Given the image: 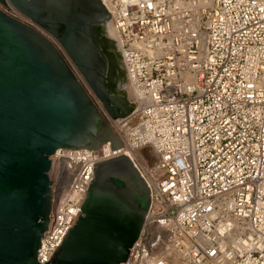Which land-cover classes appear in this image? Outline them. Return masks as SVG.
Listing matches in <instances>:
<instances>
[{
	"label": "built area",
	"instance_id": "built-area-1",
	"mask_svg": "<svg viewBox=\"0 0 264 264\" xmlns=\"http://www.w3.org/2000/svg\"><path fill=\"white\" fill-rule=\"evenodd\" d=\"M131 111L123 146L58 149L36 259L81 214L92 164L125 154L149 189L141 232L120 264H264V0H101ZM7 14L35 26L8 0ZM92 152V154H91Z\"/></svg>",
	"mask_w": 264,
	"mask_h": 264
},
{
	"label": "water",
	"instance_id": "water-1",
	"mask_svg": "<svg viewBox=\"0 0 264 264\" xmlns=\"http://www.w3.org/2000/svg\"><path fill=\"white\" fill-rule=\"evenodd\" d=\"M8 1L35 26L0 9V264H40L52 207L49 157L123 146L50 37L112 119L132 106L101 0ZM91 169L81 214L43 264H120L138 238L150 197L128 156Z\"/></svg>",
	"mask_w": 264,
	"mask_h": 264
},
{
	"label": "bare ground",
	"instance_id": "bare-ground-1",
	"mask_svg": "<svg viewBox=\"0 0 264 264\" xmlns=\"http://www.w3.org/2000/svg\"><path fill=\"white\" fill-rule=\"evenodd\" d=\"M111 39H112V38H111ZM112 40H113V43H115V42H114V39H112ZM124 84H125V82L122 84V86H123L122 88H123V89L125 88V87H124Z\"/></svg>",
	"mask_w": 264,
	"mask_h": 264
},
{
	"label": "rangeland",
	"instance_id": "rangeland-1",
	"mask_svg": "<svg viewBox=\"0 0 264 264\" xmlns=\"http://www.w3.org/2000/svg\"><path fill=\"white\" fill-rule=\"evenodd\" d=\"M111 37H112V36H111ZM112 39H114V38H112ZM124 87L126 88L125 84H124ZM125 88H124V89H125Z\"/></svg>",
	"mask_w": 264,
	"mask_h": 264
}]
</instances>
